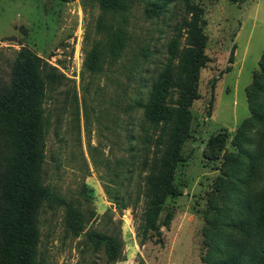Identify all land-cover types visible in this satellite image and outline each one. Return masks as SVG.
I'll list each match as a JSON object with an SVG mask.
<instances>
[{
	"label": "rangeland",
	"instance_id": "1",
	"mask_svg": "<svg viewBox=\"0 0 264 264\" xmlns=\"http://www.w3.org/2000/svg\"><path fill=\"white\" fill-rule=\"evenodd\" d=\"M190 2L201 9L208 61L198 73V99L188 108V137L181 147L183 162L173 174L178 195L155 211L145 196L144 177L160 160L166 134L159 127L150 129L144 142L147 126L133 102L145 97L165 61L174 28L188 21L182 3H171L154 17L145 12L144 0H133L120 58L89 75L82 73L83 49L99 38L94 34L96 7H82L81 0H0V87L8 84L9 65L20 49L66 78L43 104L50 125L42 140L41 182L76 211L80 224L71 226L62 206H43L37 218L38 264H205V227H218L212 241L221 252L209 256L216 263L245 240L235 227L243 221L246 201L264 190V134L251 126L248 142L241 144L242 152L258 150L250 179L244 173L247 159L232 139L249 117L244 90L264 53V0ZM85 32L88 41H83ZM181 32L173 66L184 46ZM177 99V90L171 89L166 105ZM217 134L225 135V143L219 158L209 160L202 152L207 139ZM225 155L233 157L239 178L228 191L213 189ZM4 165L0 139V218ZM109 238L117 247L112 263L104 248Z\"/></svg>",
	"mask_w": 264,
	"mask_h": 264
},
{
	"label": "trees",
	"instance_id": "2",
	"mask_svg": "<svg viewBox=\"0 0 264 264\" xmlns=\"http://www.w3.org/2000/svg\"><path fill=\"white\" fill-rule=\"evenodd\" d=\"M226 1L233 4L242 2ZM179 2L189 15L188 21L183 19L174 28V34L165 47V61L151 79L145 97L133 102V107L141 110L142 121L147 126L143 132L144 142L149 139L150 129L159 127L166 134V146L160 160L149 166L144 177L145 196L155 211L166 198L178 195L173 174L176 166L183 162L181 147L188 137V108L193 100L198 99V73L208 61L203 51L206 39L199 26L201 9L197 5L190 0H144V10L150 16L158 17L166 12L169 4ZM132 3L133 0H81L82 7H96L98 10L94 19V34L99 37L90 39V47L83 49L82 73L98 74L105 62L113 64L120 58L128 41L126 14ZM182 30L184 46L173 66ZM88 39L85 32L83 41ZM257 66L258 72L252 74L251 82L244 90L249 117L236 128L232 139V145L247 159L244 173L249 179L256 172L258 150L256 148L245 153L240 148L241 144L248 142L247 134L251 126L264 134V53L260 55ZM65 81L64 75L54 67L29 51L20 49L9 65L8 84L0 87V139L3 141L5 161L1 179L2 264H38L37 218L43 206L49 209L62 206L65 217L68 216L67 222L71 226L80 224L76 211L50 186L41 182L42 140L50 125L43 104L48 93L56 91ZM171 89L177 90L178 99L175 105L168 106L166 98ZM224 143V134L210 136L202 156L217 160ZM232 158L224 156L213 189L223 187L228 191L233 183H239ZM210 208L218 211L214 205L210 204ZM205 228L207 242L209 238L205 264H264V190L246 201L243 221L235 227L245 240L236 242L231 250L221 254L222 259L216 263L209 256L221 252L219 245L214 246L215 241H212L218 227ZM104 248L108 251V261L114 262L117 247L110 238L104 243Z\"/></svg>",
	"mask_w": 264,
	"mask_h": 264
}]
</instances>
